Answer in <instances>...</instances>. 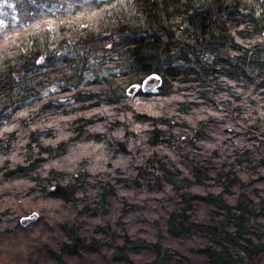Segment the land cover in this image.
<instances>
[{"label": "trees", "instance_id": "trees-1", "mask_svg": "<svg viewBox=\"0 0 264 264\" xmlns=\"http://www.w3.org/2000/svg\"><path fill=\"white\" fill-rule=\"evenodd\" d=\"M11 1L0 264H264V0Z\"/></svg>", "mask_w": 264, "mask_h": 264}, {"label": "water", "instance_id": "water-1", "mask_svg": "<svg viewBox=\"0 0 264 264\" xmlns=\"http://www.w3.org/2000/svg\"><path fill=\"white\" fill-rule=\"evenodd\" d=\"M5 0H0V6L4 4ZM161 83V78L157 74H151L147 76L141 84H133L126 88V93L128 95H133L138 89L144 93H156L158 87ZM37 213H33L28 216H23L20 218L19 222L22 226L27 225L29 222L35 221Z\"/></svg>", "mask_w": 264, "mask_h": 264}, {"label": "rangeland", "instance_id": "rangeland-1", "mask_svg": "<svg viewBox=\"0 0 264 264\" xmlns=\"http://www.w3.org/2000/svg\"><path fill=\"white\" fill-rule=\"evenodd\" d=\"M13 9L14 8H13L11 0L7 3L6 8L4 7L2 9H0V23L5 22L7 17L13 19L14 21L16 20V17H14V14H13ZM41 62H42V60L39 61V63H41ZM28 206L30 207L29 204H28ZM25 216H27V215H25Z\"/></svg>", "mask_w": 264, "mask_h": 264}]
</instances>
